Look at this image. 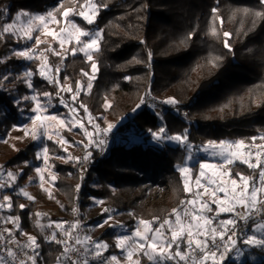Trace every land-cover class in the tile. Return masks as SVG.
Listing matches in <instances>:
<instances>
[{
	"label": "trees",
	"instance_id": "obj_1",
	"mask_svg": "<svg viewBox=\"0 0 264 264\" xmlns=\"http://www.w3.org/2000/svg\"><path fill=\"white\" fill-rule=\"evenodd\" d=\"M107 4L100 9L96 22L89 26L76 19L81 27L102 28V52L94 54L98 62V78L88 94L81 92L70 104L79 108L83 103L94 123L106 128L113 124L114 137H109L104 151L93 149L90 162L81 179V164L75 160L59 162L50 159L58 174L51 197L38 190L34 201L11 194L14 209L12 215L21 217V228L36 237L41 244L38 264H57L62 245L44 241V235L35 226L36 211L41 206L55 207V220L67 222L77 216L85 225L86 235L94 241L109 245L105 255L119 254L115 247L116 232L104 222L112 210L113 218L131 231L139 219L162 222L169 218L173 209H181V201L189 200L176 165L182 164L185 153L166 142L153 141L149 130H158L159 114L169 134L188 132L194 146L209 141L244 140L246 145L264 146V139L253 141L252 137L264 136V3L261 0H93ZM85 0H63L55 14L59 18L65 9L78 10ZM61 4V0H0V12L7 8V15H0V26L13 20L17 12L42 13L48 5ZM58 5V6H59ZM218 11L213 14L212 9ZM57 9V8H56ZM222 18V23H221ZM215 29V34L212 30ZM231 33L227 42L231 51L224 47V33ZM193 38L189 39V34ZM16 41L5 34L0 39V75L19 73L28 67L36 71L38 61L25 64L16 59L12 50ZM148 52L152 53L148 66ZM220 58V59H218ZM137 59L141 63H137ZM49 64L60 69V84L76 88L80 81L86 87L87 78L81 69L90 71V63L82 54L66 58L48 56ZM64 77H69L65 81ZM124 77H131L125 80ZM38 90L56 93L55 86L47 84L39 76L34 77ZM9 93L0 95V135L9 134L13 124H19V113L11 102L13 95L27 93L24 84L14 77L4 83ZM150 90V95L146 96ZM70 98V93L63 94ZM107 97L111 107H102ZM145 105L137 109L141 98ZM175 98L179 103L169 106L163 101ZM54 98L53 103L58 102ZM31 107V105H28ZM80 115L86 114L79 109ZM75 150L72 157L86 155L87 139L79 133L77 142L67 130L61 132ZM137 137L140 143H131L129 137ZM51 154L62 153L54 144L48 143ZM36 145L28 141L7 157L5 165L12 170L23 168V161H36ZM5 166V167H6ZM236 172L258 179L256 171L246 165L235 163ZM25 176L18 179V186L34 174L33 166L24 168ZM198 164L192 166L191 175L196 177ZM71 173V175H69ZM77 184L82 187L77 193ZM160 191L166 196L156 201ZM90 197L103 201L95 204ZM20 203L27 205L21 212ZM75 209V212H74ZM128 213H133L129 215ZM31 214V217L30 215ZM226 217V215H223ZM20 233H16V237ZM58 239L62 237L57 234ZM254 258L244 264H264V251L251 250ZM141 264H147L141 258ZM231 264V262H229Z\"/></svg>",
	"mask_w": 264,
	"mask_h": 264
},
{
	"label": "snow or ice",
	"instance_id": "obj_2",
	"mask_svg": "<svg viewBox=\"0 0 264 264\" xmlns=\"http://www.w3.org/2000/svg\"><path fill=\"white\" fill-rule=\"evenodd\" d=\"M264 3V0H261ZM61 4L55 11L62 7ZM108 5L104 3H93V0H85L81 4L80 11L77 13L74 9H65L62 12V17L67 21L69 27L62 28L57 34L54 31H46L49 22L59 23L54 11H48L46 14H30L26 11L17 12L13 20L9 23H4L0 26V39L4 38L5 34L13 38L14 41L21 39L25 41H32L33 31L43 32L45 35L52 36L57 40L60 48H64L66 43L75 41V47L71 48V54L75 56L77 52L82 53L86 58V62L90 63V71L85 72L81 69V74L87 78L86 87L82 82H76V88L60 84L57 76H50L52 71L50 65L47 64V57L43 52L37 53L31 47L23 49H13L11 54L17 58H22L26 62H32L38 58H42V63L34 72L30 69L23 70L19 73L6 72L0 75V95L10 94L9 90L4 88V83L9 82L13 77L24 84L28 90L25 94L13 95L11 102L15 105L16 110L24 115H27L28 124H13L12 130L23 131V137H16L22 140L24 137H31L33 141H40L44 138L47 140L52 139V135H59V133L49 134L48 129L50 125L47 121H57L61 125L72 127L77 126L75 119H65L60 117L59 114H51L49 109L54 107V98L59 99V104L71 113H77L79 109H83L88 113V108L85 104L80 103L77 108L74 103L70 105L62 97L61 93L68 92L71 94L70 99L75 102L80 96L81 92L88 94L93 88V81L98 78L99 66L95 59L94 54L102 52L101 41L103 39V29H84L81 28L75 21L68 19L70 14L78 15L87 25L91 26L96 22L99 16V10H107ZM217 8L212 9L215 14ZM7 8L0 12V15H7ZM39 25H36V22ZM221 18V23H222ZM19 25V26H18ZM215 34V29L212 30ZM225 43L224 47L231 51V46L227 42V38L231 37V33H224ZM86 38V39H82ZM189 39L193 35L189 34ZM42 41L39 36L35 37V44L39 45ZM53 55H60V53L48 47L46 50ZM148 66L151 65L152 53L148 52ZM66 58V57H62ZM220 59V58H218ZM3 60H0L2 63ZM137 63H141L137 59ZM59 73L60 69H55ZM45 81L47 84L55 86L57 91L55 94L49 91H39L34 84V77ZM65 81L69 77H64ZM125 80L131 77H124ZM150 95V90L146 96ZM146 99L141 98L140 103L136 106L139 109L145 105ZM162 103L169 106H176L179 102L175 98H169ZM31 105V107H28ZM6 105L0 104V111ZM102 107L108 110L111 104L107 97L104 98ZM161 121L158 130H149L153 141L163 144L165 142L173 143L177 148L181 149L184 153L183 164L176 165V170L181 174L184 180V191H190L187 174L192 170L191 162L194 160L193 148L195 147L198 152H202L212 159L208 161L198 162L200 169V176H204V169L219 168L220 175L229 177V181L225 182L218 177V181L209 180L204 186V192H197L193 195L192 199L181 201L182 210L173 209V213L169 218H165L159 222V218H154L153 221H146L139 219L136 226L131 230L124 225H119V231L114 235L115 247L119 250L120 255H105L109 250V245L105 241H91L88 235H81L80 230L84 226L80 221L64 227L67 222L55 221L49 222L47 227L53 228L54 231L50 235H44V241L48 243H55L62 245V253L57 257V264H121V260L127 264H141V258H146L149 264H244L248 259V253L245 248L251 247L253 249L259 248L264 251V196L258 197V194H264V161L260 159L261 153L253 154L251 151L240 152L239 149L248 147L245 145L244 140L238 141H220L219 144L215 141H209L207 145L194 146L189 141L187 130L184 133L169 134L166 125L163 122V114L160 113L158 117ZM89 123L91 124L92 131L87 130L83 123L79 126L83 130V134L87 139V144L84 145L86 155L83 161L80 158L71 156L55 157L65 161L75 160L76 163L81 164V179L83 173L87 171L83 167L84 162H90L93 156V149L104 151L107 146L106 137L115 127L113 124L108 123L106 128H102L98 123H93L92 118L89 116ZM31 125V127H30ZM253 141L257 139H264V136L252 137ZM7 137L0 138V143H6ZM69 142L61 138L59 144L61 146ZM75 146V145H73ZM233 149H236L234 151ZM49 147L43 144L36 150V160L42 161L43 166H35L34 171L38 177V183L41 189L44 188L45 182H51L55 186L57 173L50 171L51 165L49 164ZM255 155V162L253 156ZM218 160L219 163L213 161ZM239 162L247 166L248 169L256 171L259 168L258 179H253L242 172H236L235 177H232L231 168L228 166ZM23 168L19 172L14 173L0 168V264H38V259L41 257L40 248L41 244L34 236H28L27 243L20 244L17 240L16 233L26 235L21 228V217L19 215H12L14 205L12 196L8 194V190H12V195L23 197L28 201H34L35 198L29 194L25 187H17L18 179L25 176L24 168L31 166L27 160L23 161ZM49 171V178H46L44 172ZM71 175V173H69ZM7 177V179H5ZM29 182H32V177H28ZM197 185H201V181H196ZM215 185L211 193V199L205 201L202 199L203 195L207 193L208 187ZM82 184H77L76 191L79 193ZM223 193V196L218 195ZM51 197V193H48ZM95 204H101L103 201L96 197H90ZM215 205V208L212 207ZM27 207L26 204L20 203L18 208L21 212ZM238 209H243L240 211ZM75 212V209H74ZM7 213V214H6ZM107 213L103 223L95 227H103L112 219V210L105 208L103 213ZM133 215V213H128ZM211 214V215H209ZM224 214L227 218L220 219L219 217ZM31 217V214H29ZM38 217L40 213L36 214ZM11 223L12 228L5 227ZM156 224V227H153ZM36 227L40 228L43 232L44 228L40 221H37ZM114 229L117 226L110 225ZM57 231L64 239L57 238ZM75 254V258H73ZM134 257H136L134 259Z\"/></svg>",
	"mask_w": 264,
	"mask_h": 264
},
{
	"label": "rangeland",
	"instance_id": "obj_3",
	"mask_svg": "<svg viewBox=\"0 0 264 264\" xmlns=\"http://www.w3.org/2000/svg\"><path fill=\"white\" fill-rule=\"evenodd\" d=\"M94 3V2H93ZM59 4H53V5H48L45 10L42 12V13H30V14H34V15H38V14H46L48 11H54V14H55V10L56 8L58 7ZM75 12H79L80 11V8L78 10H75ZM56 15V14H55ZM57 17V15H56ZM68 19L70 20H73L75 21L79 26L80 24L77 22L76 19H80L83 23L87 24L81 17H79L78 15H72L70 14V16L68 17ZM57 20L60 21L59 23H53V22H49L48 24V27H47V30L46 31H54L56 32L57 34H59L60 30L62 28H68L69 25L67 23V21L62 17V14L61 16L58 18L57 17ZM36 25L38 26L39 25V22L37 21L36 22ZM19 26V25H18ZM81 27V26H80ZM83 28V27H81ZM86 29V28H84ZM91 29H95V28H91ZM32 35H33V40L32 41H25L23 39L19 40V41H16V48L14 49H23V48H29L31 47L35 52L37 53H40V52H43L44 53V56L47 57V64H49V61H48V56L49 54H52L51 52H48L46 51L48 49L49 46H51L52 48L56 49L60 55H54L56 57H66L67 55H72L71 54V48L72 47H75V41H71L69 43H66L64 48H60L59 46V43L57 40L53 39L52 36H49V35H45L43 32H40V31H33L32 32ZM36 36H39L40 40L42 41L41 44L37 45L35 44V37ZM82 39H86V38H82ZM77 54H82V53H79L77 52ZM53 55V54H52ZM83 55V54H82ZM14 56V55H13ZM84 56V55H83ZM15 57V56H14ZM16 59H18L19 61L25 63V64H28L29 62H26L24 61L22 58H17L15 57ZM34 61H38V67L40 66V64L42 63V58H38ZM51 68H52V71L49 73L50 76H57V72L55 71V69L57 68H54L52 65H50ZM37 67V68H38ZM26 69H29L28 67H23L21 68L20 72H22L23 70H26ZM28 91V90H27ZM65 93H68V92H63L61 93L62 97L64 98V95ZM66 102H68L70 104V98H64ZM54 107H51L49 109L50 113L51 114H59L60 117H63L65 119H75L77 121V126L75 127H72L71 124H69L68 126H65V125H61L60 123H58L57 121H47V123L50 125L49 129H48V132L49 134H52V133H59V135H52V139L51 140H47L46 138L40 140V141H33L31 139V137H24L22 140H18L16 139V137H23L24 133L23 131L21 130H12L9 134H7L6 136H2L0 135V138H4V137H7V142L6 143H0V168H3L7 171H12L14 173H17L19 172L20 168H18L17 170H12L10 169L9 167H7L5 165L6 161H7V157L14 153L15 151H17L19 148H21L25 143H27L28 141H31L33 142L37 149L40 148L43 144H47L48 143H52L54 144L58 149H60L62 151V153H56V154H51L49 152V155H50V159H54V160H57L59 162H65V160H62V159H57L55 157H62V156H71L72 157V152L75 150V147L72 146L70 143L68 144H65L63 146H61L59 144V140L61 138H63L64 140L67 141V139L62 136L61 132L63 130H67L72 137L75 138V140L77 142H79L78 140V135L79 133H82L83 134V130L82 128L79 126L80 123H83L84 127L89 130V131H92V128H91V124L89 123V115L88 114H84V115H80L78 112L77 113H71L69 111V109L61 106L59 104V100L57 103H54ZM71 105V104H70ZM19 113V112H18ZM27 115H30V113H26L24 115H21L19 113V124H28L29 121L27 120ZM93 122V121H92ZM94 123V122H93ZM31 127V125H30ZM114 133L113 131H111L108 136L106 137V140L109 139V137H114ZM129 141L131 143H140V139L137 138V137H129ZM222 141H227V140H222ZM150 143L152 144H156L155 141H151ZM168 145L170 146H176L175 144L173 143H168L166 142ZM208 142L204 145H207ZM217 144H219V142H217ZM157 145V144H156ZM246 145V144H245ZM199 146H203V145H199ZM248 147H245V148H241L239 149L240 152H247V151H251L253 154L255 153H261L260 155V159L262 161H264V146H259V145H247ZM49 147V145H48ZM50 150V148H49ZM234 151H236V149H233ZM193 153H194V160L191 162V165L194 166L196 164H198V162L200 161H208V160H211L212 158L210 156H207L205 155L204 153L202 152H198L196 150V148L194 147L193 148ZM49 159V164L52 166V163ZM253 162H255V155L253 156ZM215 163H219L218 160L216 161H213ZM236 163H239V162H236ZM32 164L33 166V170H34V167L35 166H43L42 164V161H35L34 163H30ZM183 164V163H182ZM234 165V164H233ZM6 166V167H5ZM232 165L228 166L229 168L231 167ZM262 167H264V164L261 165ZM51 172L53 173H56L53 166L51 167L50 169ZM192 171V170H191ZM191 171L187 174V180H188V184H189V188H190V191L188 192L189 194V199H192L193 198V195L197 192H201L203 193L204 192V186L207 184V182L209 180H213V181H218V177L220 179H223L225 182H228L229 181V177H226V176H221L220 173H221V170L219 168H216V169H213V168H207V169H204V173L205 175L204 176H200L199 173H200V169L198 168V172H197V175L195 178L192 177L191 175ZM180 174V173H179ZM44 175L46 178H49V171L46 170L44 172ZM28 177H32V182L30 183L28 178L25 180V182L23 184H21L20 186H18L17 184V187H25L27 186L26 190L29 192L30 195H32L34 198H35V195H36V192L38 190H42L44 191L47 195H49L48 193H51L54 191L55 189V186H53V184L51 182H45L44 183V188L41 189V187L39 186V183H38V177L34 171V174L33 175H30ZM180 177H181V174H180ZM5 179H7V177H5ZM200 180L202 183L201 185H197L196 181L197 180ZM238 179V178H236ZM181 180H182V183L184 184V180L183 178L181 177ZM215 187V185H212V186H209L208 187V191L207 193H205L202 197L203 200L205 201H209L210 202V199L212 198L211 197V193L213 191V188ZM8 194L11 196L12 194V190H8ZM218 195L220 196H223V193H218ZM166 196V191H160L159 192V195H158V198H156V201L159 202L162 198H164ZM264 196V194H258V197H262ZM184 207H187V205H184ZM213 208H215V205H212ZM183 207L180 209L182 210ZM240 211H243V209H238ZM37 213H40L41 215L37 217V220H36V223L35 225L37 224V221L39 220L41 225L43 226L44 228V231L42 232L40 230V228H38V230L43 234V235H50L52 231H54V227L53 228H48L47 225L49 222H55L57 220H55V218L57 217L58 213L56 211V208L55 207H46V206H41L37 209L36 211V214ZM7 214V213H6ZM211 215V214H209ZM224 214H222L219 218L220 219H224V218H227V217H223ZM108 225H114V226H117L116 229H114L113 227H111L112 229H114L115 232L119 231L120 229L118 228L119 225H122L120 222L116 221L113 217L111 220L108 221L107 223ZM137 224V223H136ZM10 228H12V224L9 223L8 224ZM70 224H65L64 227H68ZM136 226V225H135ZM157 225L156 224H153V227H156ZM129 231V230H128ZM24 232V231H23ZM131 232V231H129ZM25 233V232H24ZM57 234H59V232L57 231ZM32 236L31 234H28L26 233V235H19L20 237H17V240H22L24 241V244L27 243V238L28 236ZM60 235V234H59ZM86 235V234H84ZM62 237V236H61ZM62 239H64V237H62ZM91 241H94V240H91ZM23 244V243H22ZM252 248L251 247H246L245 248V251L246 253H248V259H251V258H254V256L252 255V252H251ZM120 255V252L119 254H117V256ZM136 257H134L135 259ZM146 259V258H145ZM147 261V259H146ZM121 264H127L126 261H124L123 259L121 260ZM147 264H149V262L147 261Z\"/></svg>",
	"mask_w": 264,
	"mask_h": 264
},
{
	"label": "built area",
	"instance_id": "obj_4",
	"mask_svg": "<svg viewBox=\"0 0 264 264\" xmlns=\"http://www.w3.org/2000/svg\"><path fill=\"white\" fill-rule=\"evenodd\" d=\"M76 221H80V223L84 226V228L80 230L81 235H84V233H85V232H84V231H85V225H84V223H83V222H82L77 216H75V217H73V219L71 220V224L75 223ZM4 226L10 228L8 224H7V225H4ZM19 243H20V242H19ZM20 244H22V243H20ZM73 258H75V254H73Z\"/></svg>",
	"mask_w": 264,
	"mask_h": 264
},
{
	"label": "crops",
	"instance_id": "obj_5",
	"mask_svg": "<svg viewBox=\"0 0 264 264\" xmlns=\"http://www.w3.org/2000/svg\"><path fill=\"white\" fill-rule=\"evenodd\" d=\"M72 220V219H71ZM70 225H71V221H70ZM18 242H20V243H23L24 244V241H22V240H19L18 239Z\"/></svg>",
	"mask_w": 264,
	"mask_h": 264
}]
</instances>
